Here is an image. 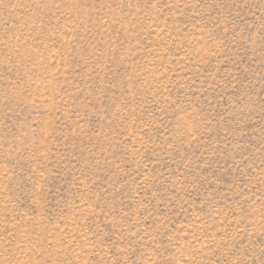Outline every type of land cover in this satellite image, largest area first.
Masks as SVG:
<instances>
[{
  "label": "rangeland",
  "instance_id": "obj_1",
  "mask_svg": "<svg viewBox=\"0 0 264 264\" xmlns=\"http://www.w3.org/2000/svg\"><path fill=\"white\" fill-rule=\"evenodd\" d=\"M0 264H264V0H0Z\"/></svg>",
  "mask_w": 264,
  "mask_h": 264
}]
</instances>
